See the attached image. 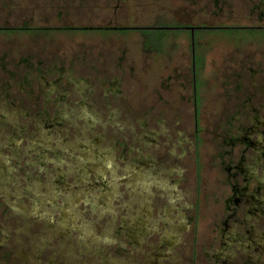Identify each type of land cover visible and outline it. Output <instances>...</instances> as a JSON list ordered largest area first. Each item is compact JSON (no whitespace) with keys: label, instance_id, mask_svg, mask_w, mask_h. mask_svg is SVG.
I'll list each match as a JSON object with an SVG mask.
<instances>
[{"label":"rangeland","instance_id":"rangeland-1","mask_svg":"<svg viewBox=\"0 0 264 264\" xmlns=\"http://www.w3.org/2000/svg\"><path fill=\"white\" fill-rule=\"evenodd\" d=\"M257 4L0 0V264H264Z\"/></svg>","mask_w":264,"mask_h":264},{"label":"flooded vegetation","instance_id":"flooded-vegetation-1","mask_svg":"<svg viewBox=\"0 0 264 264\" xmlns=\"http://www.w3.org/2000/svg\"><path fill=\"white\" fill-rule=\"evenodd\" d=\"M263 2H264V0H260V4H257L256 6H262V4H263ZM204 26H206V25H204ZM188 27H191V28H193V29H191L192 30V32L194 33V27H192V26H188ZM257 27H259V28H261V27H263L264 28V26H262V25H258ZM194 53V52H193ZM262 117V115L259 117V114H257V116H256V118H257V122L258 123H262V121L264 120L263 118H261ZM252 135V134H251ZM247 139H248V137H247ZM249 142V141H248ZM249 144H253V145H255L253 148H255V150L256 151H261L262 153H264V133L263 132H257V135H256V140H253L252 142H249ZM238 169H242V167H239L238 166ZM260 184H261V186L260 187H262V188H264V182H262V181H260L259 182ZM240 194H241V196H240V200L242 201V199L245 197H247L248 199H246V204L249 206V210H248V214H250L251 216H252V209L253 210H256L257 208L256 207H254V205L256 204L257 206H259L260 204L264 207V202H258V200L256 199V197L254 198L252 195L250 196V195H248L247 193H246V191H242V192H240ZM246 194H247V196H246ZM251 201H252V204H251ZM240 208H242V206L240 207ZM261 217V218H260ZM260 217H257L259 220L260 219H262V218H264V209L262 208V211L260 212ZM252 228V234L254 233V230H255V228L252 226L251 227ZM243 235L244 234H241V241H243L244 240V238H243ZM262 235L264 236V232H262ZM237 239V238H236ZM225 256H227L226 254H225Z\"/></svg>","mask_w":264,"mask_h":264},{"label":"trees","instance_id":"trees-1","mask_svg":"<svg viewBox=\"0 0 264 264\" xmlns=\"http://www.w3.org/2000/svg\"><path fill=\"white\" fill-rule=\"evenodd\" d=\"M161 29H182L184 28L183 26H177V27H167V26H164L162 25V27H160ZM158 27V25H155V26H140V27H137L138 30H152V29H160ZM235 28H248V27H236V26H230V27H227V26H223V27H220V26H199V27H194V29H235ZM263 28V27H261ZM259 27H250L248 29H261ZM185 29H193L191 27H186L185 26ZM11 30H38L36 28H28V27H15V28H11ZM194 40V39H193Z\"/></svg>","mask_w":264,"mask_h":264}]
</instances>
